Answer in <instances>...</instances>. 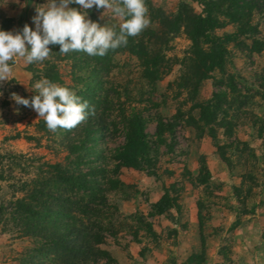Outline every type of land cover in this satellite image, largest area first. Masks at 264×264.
Instances as JSON below:
<instances>
[{
  "label": "rangeland",
  "instance_id": "1",
  "mask_svg": "<svg viewBox=\"0 0 264 264\" xmlns=\"http://www.w3.org/2000/svg\"><path fill=\"white\" fill-rule=\"evenodd\" d=\"M145 1L165 15L175 12L181 1L200 12L193 0ZM46 3L47 0H0V25L2 19L8 18L13 20L9 31H22L25 24L35 30V8ZM70 7L79 8L75 4ZM104 11L93 7L88 10V18L101 26H119L123 22V18H112L111 12L101 19ZM253 23L258 25L259 37L264 38V14H255ZM150 27L153 25L146 28ZM234 29L229 25L216 33L222 35ZM190 47L183 31L166 45V73L155 84L143 78V68L136 57L127 53L115 56L117 66L109 82L118 91L128 87L134 99L126 108L134 107L147 118L146 132L152 141L157 119L172 121L177 111L183 119L175 129L173 152H167L162 145L155 166L142 170L122 168L117 178L124 187L107 194L108 203L116 208L111 209L112 227L106 229L100 246L111 256L109 264H264V144L258 137L259 122L264 120V50L246 56L229 45L224 72H209V78L201 81L194 92L179 87L185 70L183 60L190 56ZM53 59L49 55L42 62L28 64L17 57L15 62H9L10 80L0 83V204L4 206L24 196L21 185L44 175L39 173L41 167L62 162L66 155L58 131L46 133L38 129L43 118L38 119L32 108L11 99L13 92L31 99L35 95L34 83L42 78L41 70L50 68ZM56 64L63 84L71 85V63L61 59ZM228 75L233 76L239 92L235 103L238 93L228 91L224 82L217 83ZM219 92H225L228 102H232L227 109L229 116L236 113L237 118L229 136L213 124V139L203 123L195 128L185 119L189 115L197 118L198 110L192 106ZM165 136L169 142L168 134ZM122 142L123 137L117 136L106 146L115 148ZM219 147L228 162L220 157ZM171 186L178 188L180 207L179 211L170 210L174 221L165 213L153 212V204ZM234 187L241 190L239 198ZM198 212L203 220L201 230ZM32 247V240L21 237L19 229L4 217L0 223V264H21Z\"/></svg>",
  "mask_w": 264,
  "mask_h": 264
},
{
  "label": "trees",
  "instance_id": "2",
  "mask_svg": "<svg viewBox=\"0 0 264 264\" xmlns=\"http://www.w3.org/2000/svg\"><path fill=\"white\" fill-rule=\"evenodd\" d=\"M193 1L200 8L199 13L181 1L175 12L169 15L145 1L149 24L153 27L129 37L126 47L109 50L103 57L89 56L82 51L61 55L59 45H49L54 59L50 68L41 70L42 77L68 87L88 101L95 114L71 130L57 129L60 146L66 153L63 161L41 167L39 173L44 175L28 185H21L20 190L25 194L11 202V206L0 204V223L5 217L19 229L21 237L32 240L33 247L21 264H98L102 260H106L104 264L111 263V256L100 246L106 238V229L112 227L109 221L111 209L116 210L108 203L107 194L124 187L117 178L118 173L122 168L142 170L155 166L162 145L167 152H173L175 129L183 114L177 111L174 119L167 122L157 119L155 140L152 141L146 132L147 118L134 107L126 108L134 99L128 87L118 91L109 82L117 66V54L136 57L143 68V78L155 84L166 73V45L183 31L191 47L190 56L183 60L185 70L179 87L195 92L198 84L209 78V72L215 69L224 72L230 54L229 45L246 56L264 50V38L259 37L258 25L253 23L255 14H264V0ZM24 19L25 16L23 22ZM12 21L2 19L0 30L9 31ZM229 25L235 27L233 32L216 33ZM61 59L71 63V85L63 84L57 70L56 62ZM223 82L228 91L238 93L235 103L239 92L233 76L217 81L218 84ZM231 106L225 92L213 94L210 100L194 104L192 107L198 110L197 118L189 115L185 122L195 128L199 127L198 123H203L213 139L216 138L213 124L229 136L237 118L236 113L229 116L227 109ZM38 129L50 133L43 119L39 120ZM117 136H122L123 142L115 148H108L107 143ZM258 137L264 144V120L259 122ZM219 154L228 162L222 147H219ZM0 179H3L1 175ZM177 192L175 186L165 188L163 195L153 204L154 214L165 213L173 220L170 210H180ZM234 193L239 198L240 188L234 187ZM202 224L198 212L200 230Z\"/></svg>",
  "mask_w": 264,
  "mask_h": 264
},
{
  "label": "clouds",
  "instance_id": "3",
  "mask_svg": "<svg viewBox=\"0 0 264 264\" xmlns=\"http://www.w3.org/2000/svg\"><path fill=\"white\" fill-rule=\"evenodd\" d=\"M78 5L70 7V5ZM95 7L112 13V18H123L117 26H101L88 18V10ZM32 17L35 30L28 24L22 31L0 30V83L9 81L12 75L10 61L23 58L26 63L42 62L52 52L49 45H59L61 55L82 51L89 56H105L109 50L126 47L129 37L140 34L150 23L145 0H47L37 5ZM35 95L26 99L11 93L18 105L32 108L43 118L47 128L71 130L85 121L95 109L68 87L47 78L33 85Z\"/></svg>",
  "mask_w": 264,
  "mask_h": 264
}]
</instances>
